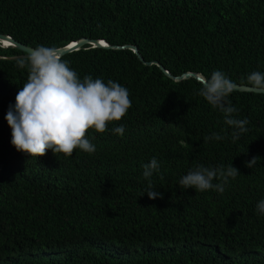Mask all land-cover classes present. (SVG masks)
Segmentation results:
<instances>
[{
	"label": "trees",
	"instance_id": "trees-1",
	"mask_svg": "<svg viewBox=\"0 0 264 264\" xmlns=\"http://www.w3.org/2000/svg\"><path fill=\"white\" fill-rule=\"evenodd\" d=\"M0 33L32 48L81 37L132 44L172 75L219 70L248 85L264 73V0H0ZM20 54L0 43V264H264V93L227 97L233 118L248 120L233 141L194 77L174 80L131 49L85 44L62 59L81 80L126 87L132 106L104 133L88 131L94 153L35 158L12 146L4 119L27 81ZM214 134L224 138L205 139ZM153 157L162 198L150 200L141 166ZM197 165L240 174L223 193L179 186Z\"/></svg>",
	"mask_w": 264,
	"mask_h": 264
},
{
	"label": "clouds",
	"instance_id": "clouds-1",
	"mask_svg": "<svg viewBox=\"0 0 264 264\" xmlns=\"http://www.w3.org/2000/svg\"><path fill=\"white\" fill-rule=\"evenodd\" d=\"M19 67H27V81L17 92L14 104L9 105L4 119L11 129L12 146L30 157L44 156L49 149L53 155L65 157L76 149L92 154L96 148L87 138L88 131L104 133L110 123L120 121L132 106L126 87L112 80L105 83L90 75L81 80L55 47L37 46ZM197 82L201 85L198 95L224 114L225 124L234 129L233 141L239 139L241 133L248 131L245 127L248 120L233 118L238 110L227 97L235 90L234 82L219 70L213 71L210 78L198 76ZM246 82L257 93H264V73L253 71ZM112 131L123 135L125 126L114 127ZM213 138L224 137L214 134L205 139ZM256 162L253 157L246 167L252 168ZM141 167L145 180L149 181L142 194L146 193L150 200L162 198L150 180L159 170L157 159L153 157ZM238 174V169L232 165L226 169L222 165L216 168L197 165L180 179L179 186L223 193L224 184ZM214 179L220 183L213 184ZM256 208L264 215V200L259 201Z\"/></svg>",
	"mask_w": 264,
	"mask_h": 264
},
{
	"label": "water",
	"instance_id": "water-1",
	"mask_svg": "<svg viewBox=\"0 0 264 264\" xmlns=\"http://www.w3.org/2000/svg\"><path fill=\"white\" fill-rule=\"evenodd\" d=\"M0 43L3 46H11V47L17 48L20 51H22V54L17 56L19 58L28 57L29 54L32 52V50L35 49V48H32L31 46L25 45V44L15 40L10 35L4 34V33H0ZM85 44H91L92 46H98V47H104V48H116V49L128 48V49H131L133 51V53H135L137 55L138 59L141 60L143 63H145L147 65H149L151 63L156 64L165 75H167L168 77H170L174 80H181L183 78H188V77H194L195 79H197L198 76L202 75V74L196 73V72H184L180 75H172L158 61H145V60H143L142 56L138 53L137 46L132 45V44L112 45V44H109L104 39H90V38H86V37H81V38H78L74 41L69 42L68 44H66L64 46L57 47L56 49H57L58 53L60 54V56H62L68 52L79 49L80 47H82ZM234 84H235V90H237V91L256 92L255 90H253L251 87H249L246 84H238V83H234Z\"/></svg>",
	"mask_w": 264,
	"mask_h": 264
}]
</instances>
